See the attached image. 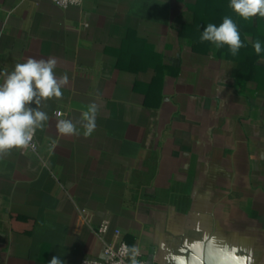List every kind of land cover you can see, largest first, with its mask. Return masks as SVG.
Wrapping results in <instances>:
<instances>
[{"label":"crops","instance_id":"crops-1","mask_svg":"<svg viewBox=\"0 0 264 264\" xmlns=\"http://www.w3.org/2000/svg\"><path fill=\"white\" fill-rule=\"evenodd\" d=\"M229 4L0 0V73L54 57L69 77L41 106L36 150L0 159V264L100 260L115 235L146 264H264V52L245 39L264 46V17ZM225 16L246 45L236 56L200 41ZM60 119L81 135L58 133Z\"/></svg>","mask_w":264,"mask_h":264},{"label":"clouds","instance_id":"clouds-1","mask_svg":"<svg viewBox=\"0 0 264 264\" xmlns=\"http://www.w3.org/2000/svg\"><path fill=\"white\" fill-rule=\"evenodd\" d=\"M229 7L244 20L264 17V0H230ZM245 39L252 44L257 56L264 52V46L258 39ZM200 41L210 42L215 49L227 46L233 56L246 46L237 23L229 16H225L219 26L214 23L207 24L203 28ZM57 64L54 57H29L24 62L15 64L13 70L0 73L3 76V82L0 83V159L9 157L14 149L36 150V132L43 130L49 121L48 114L41 110V106L50 99H62V88L69 82L67 73L57 77ZM99 112L100 106L92 102L81 113V119L77 123L83 128L84 137H90L96 130ZM56 128L62 135H81L77 124L70 119H60ZM224 251L229 257L234 255L227 249ZM121 255L129 258L128 264H140L137 260L139 249L135 246H123ZM241 260L244 258H237L234 264H240ZM48 264H64V261L55 255ZM121 264L124 262L121 261ZM176 264H183L182 258L177 257ZM245 264H251L250 257Z\"/></svg>","mask_w":264,"mask_h":264},{"label":"built area","instance_id":"built-area-1","mask_svg":"<svg viewBox=\"0 0 264 264\" xmlns=\"http://www.w3.org/2000/svg\"><path fill=\"white\" fill-rule=\"evenodd\" d=\"M50 1L54 5L62 9H66L72 6H80L83 2V0H50ZM56 115L60 116L61 112L58 111ZM108 230H109V221L104 220L98 225L96 229V235L100 240H103L105 235L108 233ZM125 245H127V243L124 240L120 239L117 235H115L111 242L104 243L102 259L98 260L92 258H84L81 261V264H121V261H123L124 264H128L129 258L121 255V249ZM137 260L140 262V264H146L145 261L138 256H137Z\"/></svg>","mask_w":264,"mask_h":264}]
</instances>
